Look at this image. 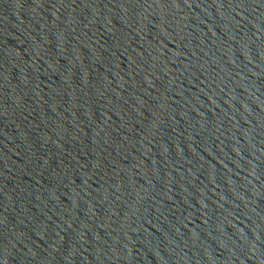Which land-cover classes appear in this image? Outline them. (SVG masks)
Listing matches in <instances>:
<instances>
[{"label": "water", "instance_id": "95a60500", "mask_svg": "<svg viewBox=\"0 0 264 264\" xmlns=\"http://www.w3.org/2000/svg\"><path fill=\"white\" fill-rule=\"evenodd\" d=\"M0 264H264V0H0Z\"/></svg>", "mask_w": 264, "mask_h": 264}]
</instances>
